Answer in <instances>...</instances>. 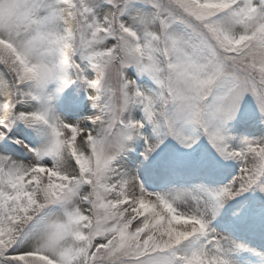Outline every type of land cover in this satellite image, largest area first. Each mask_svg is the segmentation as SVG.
Wrapping results in <instances>:
<instances>
[{
	"label": "snow or ice",
	"instance_id": "6c2138e0",
	"mask_svg": "<svg viewBox=\"0 0 264 264\" xmlns=\"http://www.w3.org/2000/svg\"><path fill=\"white\" fill-rule=\"evenodd\" d=\"M0 264H264V0H0Z\"/></svg>",
	"mask_w": 264,
	"mask_h": 264
}]
</instances>
